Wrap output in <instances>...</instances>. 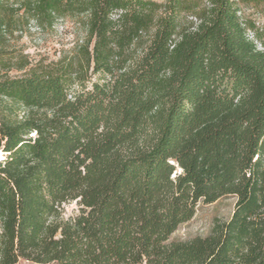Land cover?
Listing matches in <instances>:
<instances>
[{
	"label": "trees",
	"instance_id": "16d2710c",
	"mask_svg": "<svg viewBox=\"0 0 264 264\" xmlns=\"http://www.w3.org/2000/svg\"><path fill=\"white\" fill-rule=\"evenodd\" d=\"M245 4L264 16V0H0V264H264V29ZM58 19L85 35L57 60L12 44ZM229 196L206 235L170 239Z\"/></svg>",
	"mask_w": 264,
	"mask_h": 264
},
{
	"label": "rangeland",
	"instance_id": "374dc122",
	"mask_svg": "<svg viewBox=\"0 0 264 264\" xmlns=\"http://www.w3.org/2000/svg\"><path fill=\"white\" fill-rule=\"evenodd\" d=\"M161 1V0H160ZM197 2L201 7L206 0H188ZM261 6L252 4L241 5L240 15L244 19H252L257 29H264V16L261 15ZM182 23L193 21L190 13H181L178 17ZM22 33L15 32L12 44L20 48L24 53L34 60L45 58L46 61L57 60L60 53L70 50L76 42H81L85 32L80 24L75 21L58 19L53 27L38 28L32 22L22 30ZM234 197H223L213 203L203 204L199 202L195 208L192 218L179 224L175 232L170 236L171 240L188 239L196 235H206L212 223L216 219H226L230 216ZM78 206L75 202L64 204V216H71L77 213ZM17 264H36L20 260Z\"/></svg>",
	"mask_w": 264,
	"mask_h": 264
},
{
	"label": "bare ground",
	"instance_id": "6f19581e",
	"mask_svg": "<svg viewBox=\"0 0 264 264\" xmlns=\"http://www.w3.org/2000/svg\"><path fill=\"white\" fill-rule=\"evenodd\" d=\"M2 155H0V157H1Z\"/></svg>",
	"mask_w": 264,
	"mask_h": 264
}]
</instances>
